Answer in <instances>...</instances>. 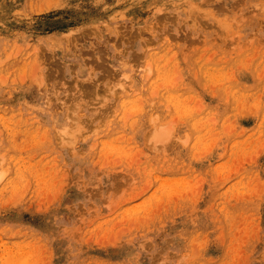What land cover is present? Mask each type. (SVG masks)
Returning a JSON list of instances; mask_svg holds the SVG:
<instances>
[{
	"label": "rangeland",
	"instance_id": "374dc122",
	"mask_svg": "<svg viewBox=\"0 0 264 264\" xmlns=\"http://www.w3.org/2000/svg\"><path fill=\"white\" fill-rule=\"evenodd\" d=\"M0 264H264V0H0Z\"/></svg>",
	"mask_w": 264,
	"mask_h": 264
},
{
	"label": "bare ground",
	"instance_id": "6f19581e",
	"mask_svg": "<svg viewBox=\"0 0 264 264\" xmlns=\"http://www.w3.org/2000/svg\"><path fill=\"white\" fill-rule=\"evenodd\" d=\"M1 179V178H0Z\"/></svg>",
	"mask_w": 264,
	"mask_h": 264
}]
</instances>
